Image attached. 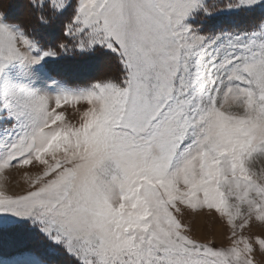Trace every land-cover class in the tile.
Masks as SVG:
<instances>
[{"label":"snow or ice","instance_id":"obj_1","mask_svg":"<svg viewBox=\"0 0 264 264\" xmlns=\"http://www.w3.org/2000/svg\"><path fill=\"white\" fill-rule=\"evenodd\" d=\"M27 6L0 3V264H264V0ZM222 12L244 15L209 24ZM100 48V78L47 71Z\"/></svg>","mask_w":264,"mask_h":264},{"label":"rangeland","instance_id":"obj_2","mask_svg":"<svg viewBox=\"0 0 264 264\" xmlns=\"http://www.w3.org/2000/svg\"><path fill=\"white\" fill-rule=\"evenodd\" d=\"M2 2L3 0H0V3ZM27 14V0H7V16L10 20L22 21ZM242 15L244 14L234 12H222L217 15H214L209 20V24L213 26L227 24L230 23L234 17ZM34 22L35 21L33 19V23ZM39 34L45 40V43L54 45L57 38L60 36L59 23H57L52 28H40ZM93 51H95V55L91 59H82V55H73L75 58L77 57V61L73 62L69 60L68 62H71L69 63V65L66 64L65 61H58V58L50 59L49 66L51 65V71L48 68L47 71L51 74V76L55 77L58 80H65V78L63 77H66L71 81L79 80L82 82H90L93 79L100 78L106 73H111L116 65V61L112 59V54L107 49L102 48ZM68 113L70 118H74L75 122L76 113L74 109L69 108ZM257 166L264 167V162L258 160ZM9 179L11 191H20L21 188L24 186V182L19 174H16L14 179ZM195 223L199 234L204 235L214 231L217 243L221 242V240L223 239V230L220 224H214L211 218L201 215L196 218ZM19 232L20 238H18L16 241V246L18 248L24 247L29 240L35 241L34 232L27 225H21L19 228ZM36 246L39 247L42 251H47L53 247L51 244L44 242H41ZM57 257L62 259L59 253H57ZM65 264H67V261H65Z\"/></svg>","mask_w":264,"mask_h":264},{"label":"trees","instance_id":"obj_3","mask_svg":"<svg viewBox=\"0 0 264 264\" xmlns=\"http://www.w3.org/2000/svg\"><path fill=\"white\" fill-rule=\"evenodd\" d=\"M94 52L95 51H93V52H89L88 54H86V55H82L83 57H82V59H88V58H93L94 57ZM78 58H80V57H78ZM58 61H60V62H62V61H65V63L66 64H68L69 65V63H71V62H68L69 60H71V61H77V57L75 58L73 55L71 56V55H67V56H61V57H58ZM51 66V65H50ZM49 66V61H48V64H47V68L51 71V67ZM63 78H65L66 80H69L68 78H66V77H63Z\"/></svg>","mask_w":264,"mask_h":264}]
</instances>
